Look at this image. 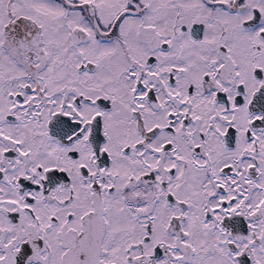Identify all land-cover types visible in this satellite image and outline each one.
<instances>
[{"label": "snow or ice", "instance_id": "6c2138e0", "mask_svg": "<svg viewBox=\"0 0 264 264\" xmlns=\"http://www.w3.org/2000/svg\"><path fill=\"white\" fill-rule=\"evenodd\" d=\"M0 264H264V0H0Z\"/></svg>", "mask_w": 264, "mask_h": 264}]
</instances>
